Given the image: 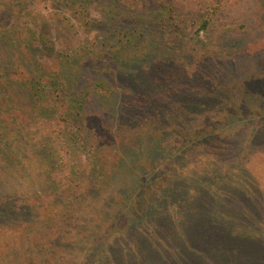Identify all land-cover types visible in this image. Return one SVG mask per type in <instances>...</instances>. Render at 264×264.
Listing matches in <instances>:
<instances>
[{"label":"trees","instance_id":"16d2710c","mask_svg":"<svg viewBox=\"0 0 264 264\" xmlns=\"http://www.w3.org/2000/svg\"><path fill=\"white\" fill-rule=\"evenodd\" d=\"M59 1L110 25L98 45L44 58L49 29L0 0V264H264L257 32L216 29L229 0H207V39L172 0ZM209 73L213 90L186 85Z\"/></svg>","mask_w":264,"mask_h":264},{"label":"rangeland","instance_id":"374dc122","mask_svg":"<svg viewBox=\"0 0 264 264\" xmlns=\"http://www.w3.org/2000/svg\"><path fill=\"white\" fill-rule=\"evenodd\" d=\"M176 2L181 11L185 10V20L189 26V32L197 34L198 31H201V39H207L204 35V31L200 28V18L203 14V11L209 5L210 1L207 0H172ZM24 4V3H22ZM21 4V5H22ZM27 9L31 10L32 12L36 13V23L38 24L37 28L41 26V28L49 29V35L52 37V40L55 44V48L53 51H46L44 52V58H53L56 54L57 50L60 49H70L73 46H80V45H89L95 46L98 45V38L100 34L109 30L110 25L106 24H88L86 19L80 15H77L72 11V9L66 7L62 4L59 0H27L26 4ZM93 16L100 17V11L95 7L91 10ZM215 27L217 30L222 26V28H226L227 26H234L237 25L239 31H245L246 29L250 30L251 33H256V35L252 38L255 41L256 46L260 50L259 54L264 55V0H230L227 2L226 9L222 11L217 17H215ZM248 23V24H247ZM263 23V26L261 24ZM242 25L243 28H242ZM233 29V28H232ZM260 30V32H258ZM222 58H225V55L222 53ZM221 68L220 71L217 72V77L220 76L222 79V61L220 63ZM242 73V72H241ZM210 73L202 79L198 80H189L187 81V86L189 89L197 85H203L207 88L213 90L214 85L216 84L214 79L211 77L209 79ZM201 82H198V81ZM216 112L222 110V107L215 108ZM215 118V117H214ZM205 119V118H204ZM211 118H206V123ZM242 125V120H237V122L231 125L229 130V134L234 133L240 126ZM197 129V127H194ZM222 125L217 127L220 134L217 135V139L212 140V145L210 147H206L205 149H221L222 148V135L225 134L222 132ZM195 129V130H196ZM194 130V131H195ZM201 131V130H200ZM198 131V132H200ZM226 131V130H225ZM111 136V134H109ZM113 136V135H112ZM215 138V136H213ZM216 146H215V143ZM230 144H235V142L230 140ZM166 143V141H165ZM211 144V141H210ZM226 147L227 145L224 144ZM204 162V160H203ZM264 164V155L255 154L251 158L250 169L260 176L262 173V166ZM201 165V164H200ZM238 168H240L238 166ZM213 180V179H212ZM260 182H263V178L259 177ZM211 182V180L207 181ZM201 185H206V182L200 183ZM199 183H192L191 185L187 186V188L192 189L191 191L194 192L199 185ZM222 188V185L219 184L216 189ZM235 194L238 195L239 193L235 191ZM191 195V194H190ZM237 197V196H236ZM208 197L203 200V203L206 204ZM214 201H212L213 203ZM214 204V203H213ZM220 209L218 214L222 215V206L219 205ZM222 217V216H220ZM207 223L205 222L204 225L201 227L203 232L207 236L210 230L216 233L218 238L222 237V218L218 219L217 223L212 225V219H207ZM216 237V236H215ZM192 261H199L205 262L203 257L200 259H192Z\"/></svg>","mask_w":264,"mask_h":264}]
</instances>
